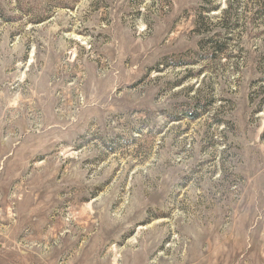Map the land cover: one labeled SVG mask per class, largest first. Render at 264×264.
I'll return each mask as SVG.
<instances>
[{
	"label": "rangeland",
	"instance_id": "1",
	"mask_svg": "<svg viewBox=\"0 0 264 264\" xmlns=\"http://www.w3.org/2000/svg\"><path fill=\"white\" fill-rule=\"evenodd\" d=\"M0 264H264V0H0Z\"/></svg>",
	"mask_w": 264,
	"mask_h": 264
}]
</instances>
